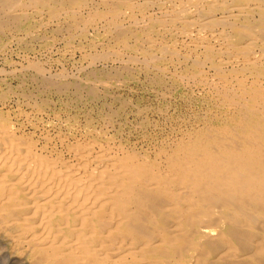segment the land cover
I'll use <instances>...</instances> for the list:
<instances>
[{"label":"bare ground","instance_id":"1","mask_svg":"<svg viewBox=\"0 0 264 264\" xmlns=\"http://www.w3.org/2000/svg\"><path fill=\"white\" fill-rule=\"evenodd\" d=\"M44 15L89 39L92 65L75 82L30 62L44 88L95 103L118 87L93 66L112 59L114 79L207 86L212 110L150 157L90 131L65 158L0 108V260L264 264V0H0V33Z\"/></svg>","mask_w":264,"mask_h":264},{"label":"rangeland","instance_id":"2","mask_svg":"<svg viewBox=\"0 0 264 264\" xmlns=\"http://www.w3.org/2000/svg\"><path fill=\"white\" fill-rule=\"evenodd\" d=\"M44 17L33 36L14 31L9 25L0 33V108L15 128L20 126L24 135L31 134L41 143H48L65 158H68L66 146L90 131L104 135L116 146L150 157L157 145L200 125L202 117L212 110L206 102L211 94L207 86L183 79L180 88L175 89L169 80L171 72L160 86L143 72L114 79L112 73L120 63L112 59L93 65L99 70L109 69L111 74L103 80L118 86L102 95L99 102H90L84 89L77 95L72 87L60 88L61 91L55 86L44 88L39 78L30 75L34 73L28 66L30 62L43 67L45 77L63 73L66 79L75 82L83 79L92 66L88 56L83 57L82 50L76 48V44H87L89 39H80L75 31L71 36L72 29L67 31L69 26L65 22L59 24L57 20L49 21L47 15ZM86 49L87 53L94 52ZM96 49L99 51L100 47Z\"/></svg>","mask_w":264,"mask_h":264}]
</instances>
